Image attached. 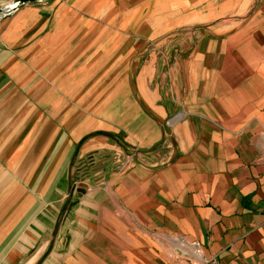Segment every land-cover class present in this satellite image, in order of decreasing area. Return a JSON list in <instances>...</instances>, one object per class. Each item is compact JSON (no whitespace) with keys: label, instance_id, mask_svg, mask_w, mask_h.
Returning <instances> with one entry per match:
<instances>
[{"label":"crops","instance_id":"1","mask_svg":"<svg viewBox=\"0 0 264 264\" xmlns=\"http://www.w3.org/2000/svg\"><path fill=\"white\" fill-rule=\"evenodd\" d=\"M263 209L264 0L0 19V264H264Z\"/></svg>","mask_w":264,"mask_h":264},{"label":"water","instance_id":"2","mask_svg":"<svg viewBox=\"0 0 264 264\" xmlns=\"http://www.w3.org/2000/svg\"><path fill=\"white\" fill-rule=\"evenodd\" d=\"M42 0H9L2 7H0V19L9 17L14 13L19 7L25 3L39 2Z\"/></svg>","mask_w":264,"mask_h":264},{"label":"built area","instance_id":"3","mask_svg":"<svg viewBox=\"0 0 264 264\" xmlns=\"http://www.w3.org/2000/svg\"><path fill=\"white\" fill-rule=\"evenodd\" d=\"M167 124H168V122H167ZM262 212H263V214H264V209L262 210ZM173 244H176V245H179V246H181V247H185V244L184 243H182V240L180 239V238H176V239H174L173 240V242H172ZM169 254L172 256H174V251L173 250H170L169 251ZM201 258V257H200Z\"/></svg>","mask_w":264,"mask_h":264},{"label":"rangeland","instance_id":"4","mask_svg":"<svg viewBox=\"0 0 264 264\" xmlns=\"http://www.w3.org/2000/svg\"><path fill=\"white\" fill-rule=\"evenodd\" d=\"M7 1H9V0H7Z\"/></svg>","mask_w":264,"mask_h":264}]
</instances>
